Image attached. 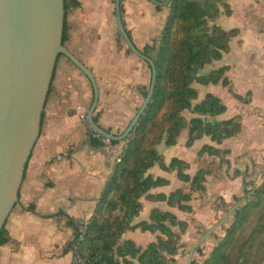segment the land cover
Here are the masks:
<instances>
[{"label": "crops", "instance_id": "obj_1", "mask_svg": "<svg viewBox=\"0 0 264 264\" xmlns=\"http://www.w3.org/2000/svg\"><path fill=\"white\" fill-rule=\"evenodd\" d=\"M78 1L74 6L68 0L64 44L96 77L99 87L96 122L120 134L144 100L150 86L151 67L128 50L116 23L114 0ZM224 1L230 12L222 6L218 23L223 29L238 28L240 32L234 37L236 40L232 38L230 51L220 59L229 55L228 59L234 57L235 61H226L221 67L229 66L226 75L231 83V73L241 65L245 67L252 85H248L245 93L239 92L234 83L232 88L242 96L250 91V101L238 100L221 84H198L197 87L199 91L205 89L202 97L211 92L227 105V111L214 119L226 120L240 115L242 129L221 144L204 136L187 147L188 132L184 130L176 145L167 146L165 136L156 145L167 164L174 157L189 162L190 175L199 169L211 170L205 183L206 193L192 190L191 184L182 181L176 171H166L158 162L147 172L155 178L169 180L168 184L152 188V194H169L176 189L191 193L190 204L197 211L195 215H204L210 208L217 213L227 210L212 206L208 196L218 198L228 182L239 181L238 177L232 180L234 176L228 175V165L223 167L218 157L199 156L204 144L230 149L228 157L239 166L258 164L250 168L252 172L258 166L264 169V0ZM160 7L149 0H122L123 21L130 37L152 59L156 57V46L169 13V9ZM226 20L235 26L226 27ZM92 100L93 86L89 78L67 56L60 55L43 111L41 133L28 160L19 200L5 224L9 240L0 244V264H71L70 243L78 224L87 222L94 213L125 144L124 141L112 144L110 140L93 137L92 128L80 117L81 112H88ZM242 174L244 182L247 174ZM234 186L227 185V192L234 193ZM197 199L201 200L199 206ZM140 201L142 209L133 221L136 224L150 220L154 208L171 211L183 220L189 216L188 212L171 207L166 201L146 196ZM217 215H214L215 220ZM150 233L128 230L122 237L136 242L137 235H145L152 237L151 242L157 233Z\"/></svg>", "mask_w": 264, "mask_h": 264}, {"label": "trees", "instance_id": "obj_2", "mask_svg": "<svg viewBox=\"0 0 264 264\" xmlns=\"http://www.w3.org/2000/svg\"><path fill=\"white\" fill-rule=\"evenodd\" d=\"M222 1L171 0L156 46L154 60L157 82L153 97L137 125L123 140V151L113 173L106 180L94 213L85 227L83 223L78 224L74 240L70 243L71 250L73 244L78 243L77 252L82 258L79 264H166L170 257L173 259L179 253L181 235L188 226L186 220L179 219L171 211L154 208L150 220L137 224L133 221L142 209L140 199L143 196L166 201L169 206L181 211H194L190 204L191 193L182 189L169 194L150 193L152 188L169 183L166 178H155L147 174L156 162L166 171H176L182 181L191 183L192 190L203 193L207 191L205 182L211 170L199 169L190 175L187 172L190 163L178 157L172 158L167 164L156 149L164 136L165 144L173 146L178 143L182 132L187 130L186 146L191 147L204 136L221 144L224 139L236 136L242 129L239 115L226 120L208 119L227 111V105L219 96L207 92L200 101L195 102L199 98L198 84H221L238 100L245 103L250 101V91L242 96L233 90L226 75L228 65L200 74L206 65L222 59L224 53L230 51L232 38L240 32L238 28L223 29L216 22L222 13V6L226 12H230L225 2L220 7ZM70 3L76 6L79 1L70 0ZM68 4V0H65L66 9ZM179 34L181 36L177 40ZM64 40L65 28L63 43ZM128 50L131 51L130 48ZM146 94L147 91L144 98ZM111 143L117 144L120 141L113 140ZM229 152V149L205 144L199 155L208 153L225 161ZM247 192L250 195L235 210L224 237L201 264L262 263L257 260V255L264 250V178L254 190ZM255 213L258 215V224L255 223L249 230ZM83 227L84 230L81 229ZM136 229L157 233L156 240L144 248L131 239L120 242L126 231ZM8 240V231L4 225L0 231V244Z\"/></svg>", "mask_w": 264, "mask_h": 264}, {"label": "water", "instance_id": "obj_3", "mask_svg": "<svg viewBox=\"0 0 264 264\" xmlns=\"http://www.w3.org/2000/svg\"><path fill=\"white\" fill-rule=\"evenodd\" d=\"M166 6L171 0H149ZM119 33L130 50L149 63L151 80L147 94L126 129L112 133L95 120L99 87L92 70L63 43L65 0H0V231L19 200L28 160L40 136L42 115L58 57L67 56L89 78L93 100L87 112L90 127L110 141H123L148 107L157 82L155 60L141 51L130 37L122 16V0H114ZM205 231L189 251L186 264H193L195 251L225 221Z\"/></svg>", "mask_w": 264, "mask_h": 264}, {"label": "rangeland", "instance_id": "obj_4", "mask_svg": "<svg viewBox=\"0 0 264 264\" xmlns=\"http://www.w3.org/2000/svg\"><path fill=\"white\" fill-rule=\"evenodd\" d=\"M224 2H225L224 0L221 2L220 7H221L222 4H224ZM163 7L165 8L164 10L169 9V5H166V6H163ZM219 18H220V16L216 19V22H219ZM225 24L227 25L226 27H228V26L229 27H234L235 26V25H230L231 24L230 20H226ZM180 36L181 35L179 34L176 39L178 40V38ZM228 58H229V55L224 60H214V61H212L210 64L206 65V67L203 68L200 71V74H206V73L210 72L211 70H213L215 68H219V67H221V65L226 63V61H235L234 57L232 59L231 58L228 59ZM244 69H245V67L241 65L240 67H237L235 69L234 73H231V75H230L231 80H233L232 83H234L233 85L241 93H245L246 89H249L248 87H250L248 85H252L251 81H250L251 80V75H249V73L246 72V70H244ZM204 90L205 89H203V90L201 89L200 90L199 98L196 99L195 102H198V101H200L203 98L202 96L204 94ZM187 116L188 117L191 116V113L187 114ZM240 118H241V116H240ZM208 119H212V118L208 117ZM229 153H231V152H229ZM204 154H208V153H204ZM199 156H202V155H199ZM209 156H213V155H209ZM213 157L217 158L218 156H213ZM218 158L223 163V167L228 165V167H229V169H228L229 170V172H228L229 174L228 175L229 176H232V175L234 176V178L232 180L237 179V177H238L239 181H236V182H233V183L232 182H228V184H226L224 186L225 190L223 189V191H224L223 195H218V198H215V197L210 198L211 195L208 193L209 194V196H208L209 200L208 201L212 202V204H213L212 206H214V207H217V208L218 207L219 208L220 207H224V208H227V210L231 209L233 206H236V208L234 209V211L232 212V214L230 216L231 218H233L235 210L239 206H241L245 202L246 198L250 195V193L247 192V191L254 190L255 187L258 186L262 182V180L264 178V169H262L263 166H261V167L258 166V168L254 169L253 172H252V171H250V168H252V167H254V166L258 165V164H252L251 163V164H248L247 167L239 166L236 163L234 164V160L232 159V157H228V154L225 157L226 158L225 161L222 160L220 157H218ZM259 170H260V172H259ZM250 172H252V173H250ZM258 172H259V174H258ZM242 173H246L247 174L246 178L244 179V182L241 179L242 176H243ZM257 174H258V176H257ZM206 182H207V177H206ZM187 183L191 184L190 182H187ZM230 183L235 185L233 187V189H234L233 192L234 193L227 192L226 187ZM211 184H212V182L210 183V185ZM242 187H244V188L242 189ZM206 189H207V186H206ZM196 204H197V206L201 205V200L197 199L196 200ZM227 210H221V211H219V213H217V211L214 210V208H210V209L206 210L204 215H195V214H197V211L195 209L192 212H188L189 216L187 217V220H186L188 222L187 223L188 226H187L186 231L181 235V239H180L181 247L179 249V253L177 255H175L173 257V259H172V257H170L166 264H186L187 263V259H188V255H189V251L192 248V246L205 233V231L207 229H209L213 225V223H216L218 220H220V219H222L223 217L226 216ZM145 212L143 214H145ZM215 214H218L217 217H216V220L214 218ZM200 218H202V219H200ZM257 218H258V215H257V213H255V215L253 216L252 222L249 225V230H251L253 228L255 223L258 224ZM230 223H231V221H229V220L225 221L222 226L216 228L214 233L212 235H210L208 238H206V240L198 247V249L202 248V250L198 251V249H197L195 251L194 258H193V261H195L194 264L203 263L205 258L208 256V254L214 248V246L219 242V240L221 238L224 237L225 231L228 228V226L230 225ZM85 224H86V222L83 223L84 227H85ZM84 227L81 228V229L84 230ZM151 238L152 237H146L145 235H137L136 243L142 245L143 248H144V246L147 243L150 242ZM155 239H156V237H155ZM124 241H125V237H122V239H120V242H124ZM257 260L261 261L262 262L261 264H264V250H262L260 252V254L257 255Z\"/></svg>", "mask_w": 264, "mask_h": 264}, {"label": "built area", "instance_id": "obj_5", "mask_svg": "<svg viewBox=\"0 0 264 264\" xmlns=\"http://www.w3.org/2000/svg\"><path fill=\"white\" fill-rule=\"evenodd\" d=\"M81 119H83L85 122H87V112H81L80 114ZM92 134L93 137L95 138H99L102 141H109L107 138L103 137L102 135H100L99 133H97L95 130L92 129ZM82 238V237H81ZM78 250V243H74L73 247H72V251H73V259L71 264H79L82 261V258L80 256V254L77 252Z\"/></svg>", "mask_w": 264, "mask_h": 264}]
</instances>
